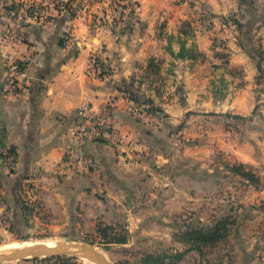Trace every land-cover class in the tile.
Instances as JSON below:
<instances>
[{
	"label": "crops",
	"instance_id": "obj_1",
	"mask_svg": "<svg viewBox=\"0 0 264 264\" xmlns=\"http://www.w3.org/2000/svg\"><path fill=\"white\" fill-rule=\"evenodd\" d=\"M120 1L117 11L72 0L31 16L42 0H0V142L16 152L14 169L0 163L1 238L61 237L85 218L132 234L165 226L210 202L216 183L190 164L216 151L261 167L264 182V0ZM13 11L27 13L21 41ZM91 58L102 78L88 74ZM14 64L23 74L12 91ZM111 97L122 150L92 145L97 170L69 168L78 108ZM256 194L264 201V188Z\"/></svg>",
	"mask_w": 264,
	"mask_h": 264
},
{
	"label": "rangeland",
	"instance_id": "obj_2",
	"mask_svg": "<svg viewBox=\"0 0 264 264\" xmlns=\"http://www.w3.org/2000/svg\"><path fill=\"white\" fill-rule=\"evenodd\" d=\"M69 1L72 2V0H42L38 7L35 5L30 7L28 13L31 16L34 13H41L44 16L52 5L65 8ZM110 2L116 11L122 5L120 0H110ZM174 2L178 6H183L191 3V0H174ZM136 10V7L133 8V11ZM203 19L212 20L209 15H204ZM122 26L123 22L120 24V27ZM214 44L218 48L222 47L216 40ZM251 56L261 65V59L258 61V55L254 51L251 52ZM237 119L242 120L241 117ZM231 127L228 126L229 131ZM233 129L240 130L241 125L234 126ZM123 146L122 144V147L115 151H121ZM178 162L180 164L182 160L178 159ZM197 165L193 162L190 164L195 179L200 181L207 179L216 183L217 188L211 195L209 194L210 202L199 210L175 211L174 215L168 217L169 223H165V226L155 227L148 223L145 230L139 229L132 234L128 224L107 225L89 221L88 218L80 223L78 219L80 225L73 222L61 237L39 235L22 240L0 237V254L17 249L18 246L54 247L62 243L79 246V250L83 251L84 255L93 256L95 260L107 264H264V201L256 194L264 188L260 175L262 168L240 163L217 151L211 159H207L204 163L199 162ZM204 170H213V173L210 175ZM129 225L133 224L129 223ZM219 225L221 226L218 241L185 254L189 247L182 238L183 234L196 229L212 230ZM120 239H126L128 242L125 245L116 243ZM179 254H185L181 260L176 259ZM149 257L158 259V262L148 260ZM2 264L95 263L85 258L61 254L11 259Z\"/></svg>",
	"mask_w": 264,
	"mask_h": 264
},
{
	"label": "built area",
	"instance_id": "obj_3",
	"mask_svg": "<svg viewBox=\"0 0 264 264\" xmlns=\"http://www.w3.org/2000/svg\"><path fill=\"white\" fill-rule=\"evenodd\" d=\"M11 16L15 20V25L11 32L12 39L21 41L23 35V23L26 21L27 13L21 14L13 11ZM124 23V19L122 20ZM121 22V24H122ZM101 68V62L98 58H91L87 68L90 76L102 78L98 75ZM23 74V69L18 64L9 68V81L12 85V91H15L17 80ZM116 106V100L110 98L102 105L91 103L82 104L76 112V120L70 132L75 140V145L66 150L64 161L69 168L79 170L84 173L96 171L98 163L90 153V147L96 144L108 146L111 149L119 150L122 147L123 139L113 123V114ZM131 112H139L136 105L132 106ZM0 126V134L2 133ZM0 163L10 169H14L16 164V152L0 142Z\"/></svg>",
	"mask_w": 264,
	"mask_h": 264
},
{
	"label": "water",
	"instance_id": "obj_4",
	"mask_svg": "<svg viewBox=\"0 0 264 264\" xmlns=\"http://www.w3.org/2000/svg\"><path fill=\"white\" fill-rule=\"evenodd\" d=\"M61 254H69L73 255L74 257H80L88 259L95 264H107L103 262H99L98 260H95L92 257H88L84 255L80 250L79 246L76 245H70V244H56L54 247L50 246H36V247H23V248H17L14 250L7 251L5 253L0 254V264H2L5 261H9L11 259H21V258H27L29 256L32 257H43V256H55V255H61Z\"/></svg>",
	"mask_w": 264,
	"mask_h": 264
},
{
	"label": "trees",
	"instance_id": "obj_5",
	"mask_svg": "<svg viewBox=\"0 0 264 264\" xmlns=\"http://www.w3.org/2000/svg\"><path fill=\"white\" fill-rule=\"evenodd\" d=\"M259 58V57H258ZM257 58V59H258ZM138 92L136 90L133 91V98L137 99ZM139 96V95H138ZM221 224V223H220ZM220 226L215 229L210 230H190L187 233L183 234L182 238H184L185 242H187L189 249L185 252V254L194 251L200 250L203 246H206L208 243H213L220 239L219 232ZM118 244L125 245L128 241L126 239L117 240ZM185 254H179L176 256L177 260H181ZM148 260L157 263L158 259L149 257ZM161 264V263H160Z\"/></svg>",
	"mask_w": 264,
	"mask_h": 264
},
{
	"label": "bare ground",
	"instance_id": "obj_6",
	"mask_svg": "<svg viewBox=\"0 0 264 264\" xmlns=\"http://www.w3.org/2000/svg\"><path fill=\"white\" fill-rule=\"evenodd\" d=\"M23 247H26V246H18V247H16V248H23ZM12 249H14V248H12ZM83 252V251H82ZM2 253V252H1Z\"/></svg>",
	"mask_w": 264,
	"mask_h": 264
}]
</instances>
